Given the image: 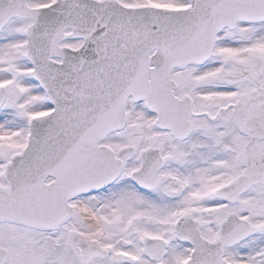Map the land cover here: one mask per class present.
<instances>
[{
    "label": "flooded vegetation",
    "instance_id": "flooded-vegetation-1",
    "mask_svg": "<svg viewBox=\"0 0 264 264\" xmlns=\"http://www.w3.org/2000/svg\"><path fill=\"white\" fill-rule=\"evenodd\" d=\"M48 1L28 0L34 5ZM168 76L171 89L166 88V94L170 96L161 105L160 122L152 111H132L128 104L131 121L122 129L127 131V142L118 144L116 133L107 136L106 144L116 157L119 147H129L117 178L67 199L69 212L60 222L33 227L3 221L23 230L2 234L0 264H92L97 259L120 264L161 262L169 250L163 247L158 260L149 257L142 245L145 232L166 228L168 214L197 217L203 213H234L263 224L250 238L225 248V255L235 264H264V250L261 256L247 254L248 243L253 249L264 246V206L261 200L260 208L247 202L256 187L264 193V21H238L224 28L204 61L173 67ZM16 85L6 86L9 96L22 90L21 81L16 80ZM254 172L262 173L258 182L219 190ZM82 201L97 210L101 229L89 232L81 226L83 221H75ZM136 213L142 218L135 220ZM200 227L206 228L201 223ZM211 227L215 237L214 222ZM100 249H105V255ZM115 253H120V259H113Z\"/></svg>",
    "mask_w": 264,
    "mask_h": 264
},
{
    "label": "water",
    "instance_id": "water-1",
    "mask_svg": "<svg viewBox=\"0 0 264 264\" xmlns=\"http://www.w3.org/2000/svg\"><path fill=\"white\" fill-rule=\"evenodd\" d=\"M191 1L184 9L151 7L150 11L117 0H56L39 8L28 7L25 0H0V29L13 15L33 18L25 31L26 56L34 65L32 76L55 107L31 117L26 145L6 163L3 175L7 184L0 185V219L33 226L58 221L67 211L65 199L77 193L83 182L97 180L102 186L114 178L116 169L107 172L119 160L98 142L126 122L123 86L127 84L135 98L140 91L137 86L142 79L137 75L143 70L138 60L128 62L132 54L155 49L151 59L156 68L151 73L160 77L166 67L177 64L179 53L195 57L203 53L224 24L246 16L264 18V0ZM143 12H151L150 20L146 26L142 22L138 26L136 17ZM68 25L72 27L70 36L84 38L75 50L57 44ZM52 55L62 61H53ZM127 63L136 64L129 69ZM3 96L0 87V104ZM127 149L120 148L118 154ZM93 169L99 174L92 178ZM47 176L54 179L46 183ZM243 178L249 183L250 175ZM236 222L227 217L221 236L207 241L193 220L182 217L176 234L194 246L188 264H229L222 258L223 245L254 229L244 222L234 232L229 228ZM2 256L0 248V260Z\"/></svg>",
    "mask_w": 264,
    "mask_h": 264
},
{
    "label": "rangeland",
    "instance_id": "rangeland-1",
    "mask_svg": "<svg viewBox=\"0 0 264 264\" xmlns=\"http://www.w3.org/2000/svg\"><path fill=\"white\" fill-rule=\"evenodd\" d=\"M125 1H144V0H125ZM163 1H170L176 3L185 2V0H156V1L146 0V2H163ZM27 24H28L27 19L14 18L10 20L7 26L0 33V80L2 79L6 80L11 78L13 76L11 73L14 74L15 72L17 74L16 76L22 82V90L13 91L14 94L18 95L19 99L13 101V97H10L6 102V104H4L3 108L0 110V181L2 179L1 171L3 168L4 161L12 151H15L16 149L20 148L25 143L26 134L28 132V125H27L28 117L32 115V113L36 112L33 110V108L36 107V110L38 109L37 111H42L43 109H47L48 107H50L48 103H45L46 101L42 90L38 87L36 82H34L29 77V73H28L30 68L29 63L24 59L25 37L23 35V29H24L23 27L26 26ZM72 43H77V42H72ZM32 103L33 105H31ZM133 107H135V104L131 103L130 109L133 110L134 109ZM19 109L22 111V113H19L18 111ZM2 110H5V112ZM142 119H144V117ZM126 132H127L126 130H122L114 135L117 139L118 144H124L127 142ZM260 200L262 201L261 204L264 206V193L260 194V187H256L253 194L251 196H248L247 202L250 204L251 202L252 204L255 203L257 205V208H260L263 207L260 204ZM85 205H86L85 203H82V205L78 207L79 210L82 211V208L85 207ZM87 207L89 208V206ZM168 215L169 216L167 217V220L166 219L165 221L163 220L164 222L167 221L166 228L161 229V232L168 237V242H169L168 247L172 246L173 250H170V248L168 249L169 250L167 252L168 255L166 259H164L163 261L152 262L151 264H183L186 258L185 257L186 251L184 250V248L182 250L180 244L174 240V236H173L174 216H171L170 214ZM135 216H136L135 220H139L140 218H142L141 214L139 213H136ZM119 217L121 218L124 217V219L128 220L126 216L119 215ZM198 217L201 219L203 223L206 224L207 228H204L203 231H205L204 234L208 236L213 233V228H211L210 223H212L215 220L218 221L219 218L222 216H219L218 214L203 213L200 214ZM132 218H133V214H132ZM79 220L80 217L78 216L75 219V221L79 222ZM133 223L135 227H138V222H133ZM92 225L94 226V224ZM11 227L12 224L0 221V238L2 234L5 232L8 233L9 231H14L17 229L20 231L23 230L19 227H12L11 229ZM150 231L159 232L158 229H152ZM139 232L140 230L138 231V233ZM178 247H180L181 250L178 249ZM247 247H248V253H247L248 255L258 254L259 256H261L262 254L260 253V251L264 249L263 245L259 247L256 246L257 248L253 249L252 246L250 247L249 243ZM92 264H120V263L110 262L106 259H97L96 262H93Z\"/></svg>",
    "mask_w": 264,
    "mask_h": 264
},
{
    "label": "bare ground",
    "instance_id": "bare-ground-1",
    "mask_svg": "<svg viewBox=\"0 0 264 264\" xmlns=\"http://www.w3.org/2000/svg\"><path fill=\"white\" fill-rule=\"evenodd\" d=\"M85 204L87 206H89V204H87V203H85ZM86 205H85V207L82 208V211L81 210H79V211L82 214V219L84 220V223H86L87 230L95 231L99 227V225L101 224V219H100L99 215L92 208H90V206H89V208L91 210ZM92 224H94V226ZM87 225H89V227H87Z\"/></svg>",
    "mask_w": 264,
    "mask_h": 264
}]
</instances>
